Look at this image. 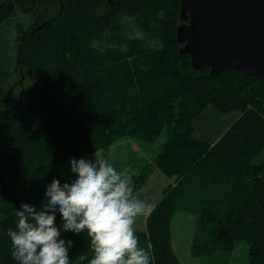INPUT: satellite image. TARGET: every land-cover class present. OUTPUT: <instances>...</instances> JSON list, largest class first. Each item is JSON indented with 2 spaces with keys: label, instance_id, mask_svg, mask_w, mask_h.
I'll list each match as a JSON object with an SVG mask.
<instances>
[{
  "label": "trees",
  "instance_id": "trees-1",
  "mask_svg": "<svg viewBox=\"0 0 264 264\" xmlns=\"http://www.w3.org/2000/svg\"><path fill=\"white\" fill-rule=\"evenodd\" d=\"M180 25V0H0V264H17L7 236L16 211L46 206L43 189L70 182L61 171L70 159L162 136L161 152L134 175L135 194L153 169L172 180L146 229L135 230L152 264H181L172 222L191 207L201 220L192 252H233L246 241L247 264H264V162L254 163L264 153V80L196 72L180 54ZM22 77L35 85L5 108L7 85ZM194 176L210 185L197 187V203L186 199ZM64 235L75 242L70 258L86 249L85 236Z\"/></svg>",
  "mask_w": 264,
  "mask_h": 264
},
{
  "label": "clouds",
  "instance_id": "clouds-1",
  "mask_svg": "<svg viewBox=\"0 0 264 264\" xmlns=\"http://www.w3.org/2000/svg\"><path fill=\"white\" fill-rule=\"evenodd\" d=\"M68 169L74 179L43 189L46 206L38 211L24 202L16 211L7 236L17 264H152L133 225L151 216L155 204L138 198L131 175L96 152L70 159ZM64 234L85 236L86 249L70 258L75 242Z\"/></svg>",
  "mask_w": 264,
  "mask_h": 264
},
{
  "label": "water",
  "instance_id": "water-1",
  "mask_svg": "<svg viewBox=\"0 0 264 264\" xmlns=\"http://www.w3.org/2000/svg\"><path fill=\"white\" fill-rule=\"evenodd\" d=\"M177 39L193 70H242L264 80V0H180Z\"/></svg>",
  "mask_w": 264,
  "mask_h": 264
},
{
  "label": "rangeland",
  "instance_id": "rangeland-1",
  "mask_svg": "<svg viewBox=\"0 0 264 264\" xmlns=\"http://www.w3.org/2000/svg\"><path fill=\"white\" fill-rule=\"evenodd\" d=\"M13 30L11 28L10 35L13 36ZM35 81L32 78H18L14 83L8 84L5 89L4 102L2 105L5 108L16 107L20 105L21 101L25 98L26 94L33 88ZM239 116L238 113H233L230 116V121H234ZM225 123L229 122L228 117L224 118ZM165 136L160 137L155 142H145L133 138H123L115 143L111 149L104 152H97L100 155L117 167L118 170H125L131 175L132 182L134 184V175L141 173L143 166L150 163L162 150L165 142ZM94 154L84 156L86 158H93ZM264 162V153L256 158L254 163L260 164ZM135 165V167H132ZM62 173L67 179H74L68 169V164L63 165L61 168ZM148 171V170H146ZM203 174L207 176L214 175V171L207 169L202 170ZM217 175H214V177ZM222 183L225 196H230L228 189L232 188L233 179L224 178ZM220 180V179H219ZM172 180L164 176L158 169H153L148 177L145 185L140 188L136 194L138 198L146 200L148 202L158 203L162 197L163 190L171 184ZM190 182L197 183L194 187H210L207 180L202 177H193ZM199 187V188H200ZM194 189L186 199L191 203H197L195 193L199 189ZM195 192V193H194ZM227 201L226 197H222L219 200V206H224ZM195 209L196 207H191ZM191 209H178L175 213L172 222V235L173 244L176 254L178 255L181 264H247L250 260V244L246 241L239 242L233 252H225L223 250H217L210 254L198 255L192 252L194 246L195 237L200 233L201 220L197 218L195 212ZM134 229L144 231L146 229V218L137 217L136 223L133 225Z\"/></svg>",
  "mask_w": 264,
  "mask_h": 264
},
{
  "label": "crops",
  "instance_id": "crops-1",
  "mask_svg": "<svg viewBox=\"0 0 264 264\" xmlns=\"http://www.w3.org/2000/svg\"><path fill=\"white\" fill-rule=\"evenodd\" d=\"M136 230V229H135Z\"/></svg>",
  "mask_w": 264,
  "mask_h": 264
}]
</instances>
